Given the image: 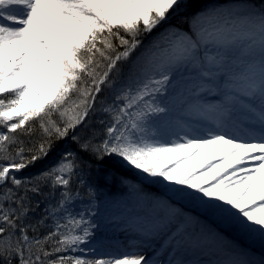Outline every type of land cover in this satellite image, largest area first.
Instances as JSON below:
<instances>
[{
    "label": "snow or ice",
    "instance_id": "1",
    "mask_svg": "<svg viewBox=\"0 0 264 264\" xmlns=\"http://www.w3.org/2000/svg\"><path fill=\"white\" fill-rule=\"evenodd\" d=\"M183 6L0 0V126L7 129L0 131V161H7L0 163V264H264V256L241 258L218 229L172 199L190 200L264 246V0L201 9L188 15L186 29L170 26ZM105 92L110 100L98 108ZM97 111L100 129L90 124ZM29 121L43 139L37 149L20 142L13 154L17 139L9 133L31 134ZM69 138L75 150L33 177H17ZM106 166L166 186V198L131 189L140 213L129 226L141 243L160 242L152 258L136 248L90 255L97 213L94 204L72 210L80 198L74 185H84L85 167L108 179ZM44 186L59 198L26 222L34 211L29 193ZM48 220L53 226L41 235ZM197 252L218 258L188 259Z\"/></svg>",
    "mask_w": 264,
    "mask_h": 264
},
{
    "label": "rangeland",
    "instance_id": "2",
    "mask_svg": "<svg viewBox=\"0 0 264 264\" xmlns=\"http://www.w3.org/2000/svg\"><path fill=\"white\" fill-rule=\"evenodd\" d=\"M241 2H244V0H211L198 7L196 11L216 6H229L231 4ZM174 14H172L169 18L168 24L170 26H176L177 24H179L177 23L176 18H172ZM145 42H147V38ZM207 99L210 101H215L219 99V97L209 96L207 97ZM65 150H70V148H67ZM86 170L87 167H85L84 170L79 173V175L82 176L86 172ZM116 182L117 184L123 183L125 186L119 185L118 188L113 192V194H111L114 195L113 199L108 198L107 200L109 201L101 199L100 202L95 205V209L93 210L97 214L92 217V219L97 225H99L98 228H103V231H98L97 229H95L94 240L89 245V247L95 248L96 251L95 253L90 255L100 258H109L110 256H115L136 248L143 251L149 258H152L154 254L160 250V242L141 243L138 235L129 226V215L124 212V209L137 206L136 195L131 190L132 186H136L147 196L155 197L156 195H159V197L162 198H166V186L161 183L164 187V189H162L158 185L159 182L147 181L144 178H139V180L133 181L123 176ZM152 183L161 188L163 192H161V189H159L160 193H150L144 185H151ZM172 199L176 201L177 207H182L183 209L189 211L192 215L198 216L200 220L209 228L215 229L216 226H219L223 229V231H225V233H227L228 231L234 236L233 237L228 235L232 240L237 241L238 243H244V247L240 252L241 258L258 261L262 256H264V246L261 245L258 239L249 238L239 231L221 226L219 224V221H217L214 217L199 211V209H197L194 203L190 200H176L175 197H173ZM106 228H108L109 230H107ZM161 257L166 258L163 252L161 253ZM217 258V255L212 252H208L207 254L197 252L188 256V259L190 260L205 262L207 260H214Z\"/></svg>",
    "mask_w": 264,
    "mask_h": 264
},
{
    "label": "trees",
    "instance_id": "3",
    "mask_svg": "<svg viewBox=\"0 0 264 264\" xmlns=\"http://www.w3.org/2000/svg\"><path fill=\"white\" fill-rule=\"evenodd\" d=\"M211 0H183L184 6L178 10L172 18H176L177 24L176 26H180L182 28H187V19L188 15L192 12H195L198 7L203 5L206 2H209ZM250 2L259 4L260 0H251ZM108 98L110 100V95L108 92H105L103 96L100 97V99L97 101V107L99 108L100 101L105 100ZM103 114L99 111L92 114V120L90 121V124H92L93 127L100 129L99 120ZM29 125L32 126L33 131L31 134L26 133L23 129L17 130L16 133H9V135H13L17 139V144L11 146V151L14 154L16 148L20 147V142H23V147L27 149H37L39 147V144L41 140L43 139L41 129L39 127L38 122L29 121ZM0 131L7 132L6 128H3L0 126ZM67 148H70V150H75L74 144L72 140L69 138L67 140L63 141H54L53 143V150L48 154V156L35 164L34 166L23 170L20 173H17V177L21 179L30 178L35 175H37L39 172L51 167L55 162L59 159L61 153ZM26 154H29L26 152ZM0 163H7V161H0ZM106 172L108 173V179H98L96 175L90 171L88 168L86 172L82 175L83 180L85 181L84 185H80L78 182L75 183V187L80 189V198L77 199L73 205V211H85L89 208L90 205H97L101 199L107 200L108 198H112L114 195L113 192L118 188V186H125L123 183L117 184V180L123 176L126 178H129L133 181L139 180V178H143L140 174H138L135 170H129L126 168H105ZM75 180V178H74ZM158 185L164 189L161 183H158ZM89 186L91 187V190L93 192V197L90 199L88 196ZM129 186V185H127ZM150 193L153 192H159V187H157L155 184H146L144 185ZM161 189V192L163 190ZM160 193V192H159ZM162 195V194H161ZM29 196L31 197V204L30 206L34 209L33 212L29 214L28 220L26 222L35 223L36 220L41 218V216L44 214L45 209L49 207L51 204H54L56 200L59 198L58 193L51 192V189L47 186L43 187V191L40 195H33L29 193ZM155 197H159V195H156ZM109 201V200H107ZM39 205L37 207L36 205ZM95 207L93 208V210ZM131 208L124 209V212L129 215L130 217H134L135 215L140 213V209L138 210H130ZM181 209H183L181 207ZM185 212L190 213L189 211L183 209ZM191 214V213H190ZM53 226V221L48 220L47 221V227H43L40 229L41 235L46 234L48 229ZM109 230L108 228H106ZM98 231H103V228H97ZM32 233L30 232V235ZM224 236H233L228 231L227 233L222 234ZM227 237L226 240H228L229 243L232 242L231 237ZM234 237V236H233Z\"/></svg>",
    "mask_w": 264,
    "mask_h": 264
}]
</instances>
